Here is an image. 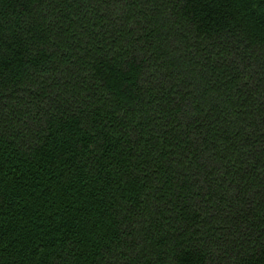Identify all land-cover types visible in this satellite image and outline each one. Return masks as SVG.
<instances>
[{"label": "trees", "instance_id": "1", "mask_svg": "<svg viewBox=\"0 0 264 264\" xmlns=\"http://www.w3.org/2000/svg\"><path fill=\"white\" fill-rule=\"evenodd\" d=\"M0 264H264V0H0Z\"/></svg>", "mask_w": 264, "mask_h": 264}]
</instances>
